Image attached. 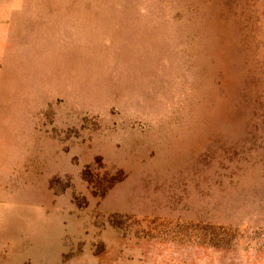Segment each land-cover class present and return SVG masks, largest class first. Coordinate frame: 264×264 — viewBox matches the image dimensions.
<instances>
[{"label":"rangeland","instance_id":"rangeland-1","mask_svg":"<svg viewBox=\"0 0 264 264\" xmlns=\"http://www.w3.org/2000/svg\"><path fill=\"white\" fill-rule=\"evenodd\" d=\"M2 126L0 264H264V0H0Z\"/></svg>","mask_w":264,"mask_h":264},{"label":"bare ground","instance_id":"bare-ground-1","mask_svg":"<svg viewBox=\"0 0 264 264\" xmlns=\"http://www.w3.org/2000/svg\"><path fill=\"white\" fill-rule=\"evenodd\" d=\"M8 118H10V116H8ZM3 132H5V134H6V130H4V127L2 126L1 128H0V151H1V149L3 148V144H5L3 141H4V138H5V136H4V134H3Z\"/></svg>","mask_w":264,"mask_h":264}]
</instances>
